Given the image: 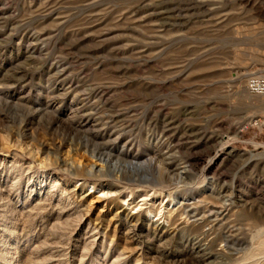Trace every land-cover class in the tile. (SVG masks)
<instances>
[{
  "label": "rangeland",
  "instance_id": "obj_1",
  "mask_svg": "<svg viewBox=\"0 0 264 264\" xmlns=\"http://www.w3.org/2000/svg\"><path fill=\"white\" fill-rule=\"evenodd\" d=\"M264 0H0V264H264Z\"/></svg>",
  "mask_w": 264,
  "mask_h": 264
},
{
  "label": "built area",
  "instance_id": "obj_2",
  "mask_svg": "<svg viewBox=\"0 0 264 264\" xmlns=\"http://www.w3.org/2000/svg\"><path fill=\"white\" fill-rule=\"evenodd\" d=\"M247 88L256 93L264 92V77L249 76L246 80Z\"/></svg>",
  "mask_w": 264,
  "mask_h": 264
}]
</instances>
